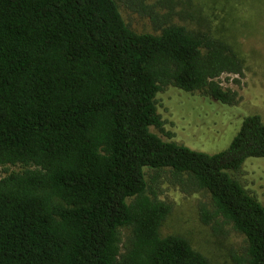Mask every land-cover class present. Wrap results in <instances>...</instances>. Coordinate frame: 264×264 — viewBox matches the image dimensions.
<instances>
[{"label":"trees","instance_id":"trees-1","mask_svg":"<svg viewBox=\"0 0 264 264\" xmlns=\"http://www.w3.org/2000/svg\"><path fill=\"white\" fill-rule=\"evenodd\" d=\"M139 2L154 32L134 30L117 0H0V264H210L161 235L172 210L162 183L205 192L199 222L242 237L233 264H264V194L241 178L264 158V123L218 81L242 76L243 61ZM166 89L242 119L228 146L172 139L157 108Z\"/></svg>","mask_w":264,"mask_h":264},{"label":"rangeland","instance_id":"rangeland-1","mask_svg":"<svg viewBox=\"0 0 264 264\" xmlns=\"http://www.w3.org/2000/svg\"><path fill=\"white\" fill-rule=\"evenodd\" d=\"M141 0L143 7L163 15L171 10L170 22L191 30H207L227 42L243 61V75L223 74L219 83L235 91L237 106L247 114L260 115L264 123V0ZM124 20L136 31L154 32V27L139 0H117ZM193 96L166 89L157 96V108L165 121V132L185 146L209 154L224 150L240 127L237 121L223 118L225 110L207 107ZM156 133V131H154ZM166 139L165 134H159ZM245 169L242 182L262 200L264 194V158ZM18 171V166L6 167ZM263 176L256 180L251 171ZM5 170L2 169L1 175ZM205 192L186 194L177 187L162 183L159 198L172 205V210L160 227L163 236L178 234L191 246L205 255L210 264H233L229 252L241 243L242 237L231 233L225 238L215 237L207 226L198 220L197 204L206 199Z\"/></svg>","mask_w":264,"mask_h":264}]
</instances>
